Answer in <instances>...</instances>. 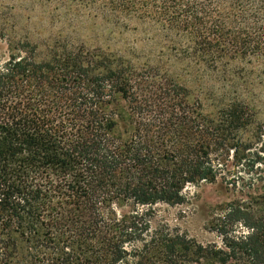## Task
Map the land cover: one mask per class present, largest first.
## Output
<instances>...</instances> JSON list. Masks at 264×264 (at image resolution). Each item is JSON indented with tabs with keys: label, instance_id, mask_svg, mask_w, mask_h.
<instances>
[{
	"label": "trees",
	"instance_id": "16d2710c",
	"mask_svg": "<svg viewBox=\"0 0 264 264\" xmlns=\"http://www.w3.org/2000/svg\"><path fill=\"white\" fill-rule=\"evenodd\" d=\"M41 1L114 22L139 10L226 90L264 77V0H0V38L16 51L0 67V264H264V150L245 153L262 140L248 103L236 94L208 115L179 84L155 86L151 99L143 77L101 48L57 42L41 57L5 13ZM232 149L249 160L252 192L228 225L247 233L226 231L219 247L154 226L156 204L216 181L223 164L212 156L222 163ZM128 199L152 206V229L137 210L117 212Z\"/></svg>",
	"mask_w": 264,
	"mask_h": 264
},
{
	"label": "rangeland",
	"instance_id": "374dc122",
	"mask_svg": "<svg viewBox=\"0 0 264 264\" xmlns=\"http://www.w3.org/2000/svg\"><path fill=\"white\" fill-rule=\"evenodd\" d=\"M5 13L10 15V28L13 26V30L20 35L39 43L37 51L41 57H45L49 46L57 42L117 53L143 77V92L151 96V99L152 94L157 92L158 87L155 86L179 84L189 90L192 103L200 104L204 113L212 115L229 103L230 98L236 94L241 95L240 98L255 112V133L262 135V140L245 153L248 156L262 148L264 150V77L249 80L242 78L237 80L240 84L238 89H224L217 77H210L193 61L177 53L172 41L164 36L152 20L139 18L141 11L136 10L129 17L122 16L120 21L114 22L110 18L106 20L95 16V11L86 5L68 3L66 6L41 1L31 6H9ZM14 53L16 51L11 48L8 39L0 38V67L11 60ZM124 106V111L128 112L127 103ZM154 111L155 108H147L144 116H153ZM245 131L239 134L248 142L251 130ZM217 156L220 157L216 154L212 156L213 163L218 168L221 166L219 164H223L217 180L187 184L183 191L185 203L156 204L154 226H170L186 232L189 237L203 244H216L219 247L224 245L222 233H247L248 229L239 222L228 225L227 214L236 203L245 205L250 202L252 190L249 181L252 172L248 171L249 160L243 158L239 161L233 149L223 156L222 163H219ZM261 163L258 165L262 166L260 168L264 175V161ZM233 180L237 181L236 186L230 183ZM114 206L120 214L131 215L137 210L140 215L143 214L144 220H151L152 229V211L147 212L152 206L135 203L131 199L122 200ZM224 224H227L226 227Z\"/></svg>",
	"mask_w": 264,
	"mask_h": 264
}]
</instances>
